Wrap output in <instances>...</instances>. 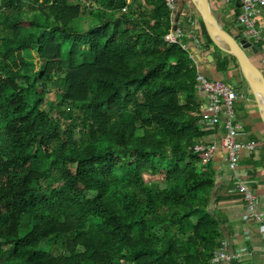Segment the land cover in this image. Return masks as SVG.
Wrapping results in <instances>:
<instances>
[{
	"label": "trees",
	"instance_id": "obj_1",
	"mask_svg": "<svg viewBox=\"0 0 264 264\" xmlns=\"http://www.w3.org/2000/svg\"><path fill=\"white\" fill-rule=\"evenodd\" d=\"M173 26L166 0H0V264L214 261L230 226Z\"/></svg>",
	"mask_w": 264,
	"mask_h": 264
},
{
	"label": "crops",
	"instance_id": "obj_2",
	"mask_svg": "<svg viewBox=\"0 0 264 264\" xmlns=\"http://www.w3.org/2000/svg\"><path fill=\"white\" fill-rule=\"evenodd\" d=\"M175 1L177 11L173 14V17L174 19H182L184 26L187 27V15L193 14L191 5L187 0ZM209 1L220 25L230 31L232 21L229 18L230 9L225 0ZM184 42L185 46L192 51V54H199L205 60L204 64L194 60L199 73L222 79L238 87L240 97L235 102V111L236 120L242 125L238 138L245 142L252 139L258 141L255 150L245 149L242 151L238 168L232 170L228 166L226 151L222 148L217 150L211 166L215 171L217 193L222 196L218 210L227 216L230 226V231L224 227V239L228 243V251L237 255L241 253L234 264H264V239L262 236L264 222L250 214L243 195L233 189L235 178L242 179L256 193L258 197L256 210L264 219V122L259 111L256 93L251 92L249 85L245 86L241 81L234 79L233 83L229 82L231 65H229L225 77H222V72L215 70V59L210 61L208 58V55L212 54L215 48L201 22L199 23L198 39L194 40L186 37ZM202 45L211 46L210 51L204 50ZM220 55L221 53H217V56ZM258 67L262 69L264 65L260 64ZM226 78L228 81L225 80ZM222 133V127L212 128V131L205 135L201 141L209 143L213 140V137L219 139ZM211 264L220 263L213 261Z\"/></svg>",
	"mask_w": 264,
	"mask_h": 264
},
{
	"label": "built area",
	"instance_id": "obj_3",
	"mask_svg": "<svg viewBox=\"0 0 264 264\" xmlns=\"http://www.w3.org/2000/svg\"><path fill=\"white\" fill-rule=\"evenodd\" d=\"M166 3L172 12L176 13V1L166 0ZM225 3L230 9L229 16L233 23V34H239L241 39L259 46L260 49L257 52L252 49L248 51L254 55H260V60L264 65V0H225ZM236 9L239 12H236ZM186 24L187 27L184 26L182 19H174L173 29L166 34V40L178 42L186 37L198 39L199 20L195 15H187ZM261 70L264 73V67ZM196 80L197 86L202 87L203 93L201 124L208 128L222 127L223 130L219 139L213 137L209 143L201 140L195 143L193 149L200 158L199 163L200 165L211 163L217 150L222 148L226 151L228 166L232 170L236 169L240 165L242 151L245 149L252 151L258 146V141L255 139L245 142L238 138L242 125L236 120L235 102L240 97V92L237 87L222 79L209 78L201 73L197 75ZM233 189L243 195L250 214L264 222L261 214L256 210L258 202L256 193L240 178H235ZM262 236L264 239V227ZM240 254L230 253L228 243L222 237L218 239L214 261L220 264H234Z\"/></svg>",
	"mask_w": 264,
	"mask_h": 264
},
{
	"label": "water",
	"instance_id": "obj_4",
	"mask_svg": "<svg viewBox=\"0 0 264 264\" xmlns=\"http://www.w3.org/2000/svg\"><path fill=\"white\" fill-rule=\"evenodd\" d=\"M192 1L196 5V8L201 16V19L208 35L218 46H220V48L236 57L241 69L244 71L245 75L248 77L251 85L253 86L256 96H260L262 106L261 117L264 122V73L261 68H259L258 65H256L251 60L247 53L249 49H252L253 51L257 52L260 47L257 45H252L245 39H241L239 34H233L224 29L220 25L218 20L214 17L209 0ZM236 12H239V10L236 9ZM215 36H218L225 43V46L218 43L215 39ZM192 56L196 62L204 64L205 60L202 59L199 54H192ZM208 58L210 59V61L214 60L212 54H209ZM199 90H202L201 86H199ZM210 210L211 212L214 211L213 203L211 205Z\"/></svg>",
	"mask_w": 264,
	"mask_h": 264
},
{
	"label": "rangeland",
	"instance_id": "obj_5",
	"mask_svg": "<svg viewBox=\"0 0 264 264\" xmlns=\"http://www.w3.org/2000/svg\"><path fill=\"white\" fill-rule=\"evenodd\" d=\"M188 2H189V4L191 5V9H192V11H193V15H195V17H196V19H198L199 20V23L201 22L202 23V25L204 26V24H203V21H202V19H201V16H200V14H199V12H198V10H197V8H196V5L194 4V2L192 1V0H187ZM212 13H213V15H214V17L216 18V15L214 14V11H213V9H212ZM174 14V13H173ZM230 18V17H229ZM217 19V18H216ZM218 20V19H217ZM81 22H82V24L83 25H88L89 23H91L92 22V20L88 17V18H83L82 20H81ZM219 22V21H218ZM230 31L229 32H231V33H234V29H233V23H232V25H231V27H230V29H229ZM207 36H208V38H209V40L212 42V44L214 43V44H216L214 41H213V39L208 35V33H207ZM217 45V44H216ZM218 46V45H217ZM211 46H209V48H210ZM220 47V46H219ZM211 49V48H210ZM247 53H248V55H249V57L251 58V60L256 64V65H262V62H261V60H260V55H254L253 53H251L250 51H247ZM222 74V77H225L226 75V73H221ZM230 75H229V77H228V80H229V82L231 81L232 83L235 81V80H237V81H241L245 86L246 85H249V87H250V91L252 92H254L255 93V91H254V88H253V86L251 85V83H250V81H249V79H248V77L245 75V73H244V71L241 69V67H240V65H239V63H238V61H235V60H233L232 61V63H231V70H230V73H229ZM204 75V74H203ZM206 76V75H205ZM207 77H209V76H207ZM209 78H213V77H209ZM235 79V80H234ZM225 80H227V78L225 79ZM227 80V81H228ZM231 84V83H230ZM252 86V87H251ZM237 87V86H236ZM238 88V87H237ZM241 90V89H240ZM202 91V90H201ZM202 95H203V93H202ZM43 97H44V103H43V107H45V108H48L56 99H57V96L54 94V93H45L44 95H43ZM76 137H79V133L77 132L76 133ZM159 184L162 186V187H164V186H167V184L165 183V182H163V181H159Z\"/></svg>",
	"mask_w": 264,
	"mask_h": 264
},
{
	"label": "bare ground",
	"instance_id": "obj_6",
	"mask_svg": "<svg viewBox=\"0 0 264 264\" xmlns=\"http://www.w3.org/2000/svg\"><path fill=\"white\" fill-rule=\"evenodd\" d=\"M215 39H216V41L218 42V43H220L221 45H223V46H225V43L218 37V36H215ZM252 87V86H251ZM257 102H258V105H259V111H260V114H261V112H262V110H261V101H260V96L259 95H257Z\"/></svg>",
	"mask_w": 264,
	"mask_h": 264
}]
</instances>
